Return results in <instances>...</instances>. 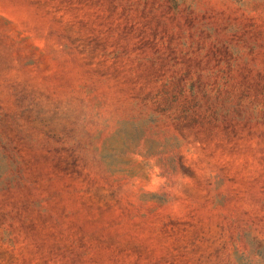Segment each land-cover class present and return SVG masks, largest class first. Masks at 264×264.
I'll return each mask as SVG.
<instances>
[{
	"label": "rangeland",
	"instance_id": "rangeland-1",
	"mask_svg": "<svg viewBox=\"0 0 264 264\" xmlns=\"http://www.w3.org/2000/svg\"><path fill=\"white\" fill-rule=\"evenodd\" d=\"M0 264H264V0H0Z\"/></svg>",
	"mask_w": 264,
	"mask_h": 264
}]
</instances>
